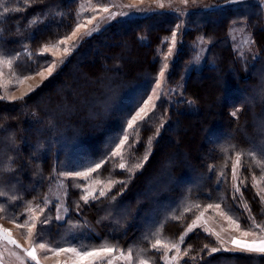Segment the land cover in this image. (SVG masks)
Returning a JSON list of instances; mask_svg holds the SVG:
<instances>
[{"label": "trees", "instance_id": "16d2710c", "mask_svg": "<svg viewBox=\"0 0 264 264\" xmlns=\"http://www.w3.org/2000/svg\"><path fill=\"white\" fill-rule=\"evenodd\" d=\"M78 2L0 0V58H12L32 75L48 67L53 56L43 49L74 29ZM240 23L250 33L243 58L229 35L230 27ZM174 31L180 50L169 60L165 96L129 128L163 68L162 42ZM199 39L206 46L205 59L200 67L189 68ZM13 81L20 82L14 75ZM172 87L179 92L171 93ZM237 154L240 193L232 178ZM261 161L264 11L258 4L195 8L186 16L157 11L105 24L32 93L0 99V177H15L0 185L7 194L0 201L18 197L13 207L23 201L36 206L47 198L56 173L87 171L99 162L91 178L113 183L111 190L85 204L80 193L87 182L68 178L66 186L82 187H66L67 223L59 226L53 220L51 239L61 245H119L117 252L132 247L133 264L136 257L165 264L166 242L180 245L178 264H264V255L225 250L202 228L179 240L193 220L217 203L242 227L252 217L264 222V202L254 184L264 181ZM0 216L11 222L6 214ZM156 233L160 252L151 249ZM212 247L218 251L211 252Z\"/></svg>", "mask_w": 264, "mask_h": 264}, {"label": "rangeland", "instance_id": "374dc122", "mask_svg": "<svg viewBox=\"0 0 264 264\" xmlns=\"http://www.w3.org/2000/svg\"><path fill=\"white\" fill-rule=\"evenodd\" d=\"M244 2L258 4L264 11V0H242V2L239 3H227V0H187V4L183 3L182 0H79L75 13L77 20L76 25L74 29L66 36L71 38L68 39L65 44H60L59 41L65 39L66 37L61 38L59 41L53 44L46 45L49 47V51H47V53L53 56V62L48 67L55 65L52 73L55 72L63 65V62L66 61L68 54L76 49L77 45H79L83 39L89 36V32L94 33L95 31H93V29H100L105 24L112 23L116 20H127L140 15H149L153 12L156 14L157 11L186 16L187 13L195 8L210 9L221 8L222 6L236 7L243 4ZM158 3H163L164 7H159ZM113 5H115V7H113ZM103 7H108L109 11L107 13L103 12ZM112 14H115V18L109 20V17L112 16ZM89 19L92 20L91 24L87 22ZM78 25H83V27H80V30L76 33V36L73 37L72 32L76 30ZM247 33H249V31L246 23H240L237 25L234 24L232 27H230L229 35L231 42L239 57L242 58L244 57L242 53L249 52L248 47L250 40L248 38L249 35L247 36ZM162 43L163 46L159 49V56L163 60V68L161 70L163 75L160 73L159 77L154 83L151 93L141 108H144L145 105H147V107L145 108V111L141 113L138 118H136L135 123L146 118L149 112L154 108L156 102L160 98H163L165 96V91H167L166 79L169 60L176 57V54L180 48L178 47L179 42L177 37L175 46H173L171 43V37L165 38ZM53 45L57 47H52ZM66 48L68 49L67 52H65ZM169 49H171V51H169ZM193 49L194 54L190 59L189 68L196 69L200 67L206 56V46L203 40H197V42L193 44ZM165 65H167V67H165ZM46 68L41 70L44 72L43 77L39 74H35L32 75L31 78H23L22 82L14 84L11 70L7 66H0V71L3 72V75L0 76V95L5 96V99L7 100H15L32 93L35 88L41 85V83L48 76H50ZM170 91L171 93L179 92L178 89L173 87L170 88ZM139 110L133 115L130 121L136 117V114L139 112ZM124 142L125 140H123V144ZM122 147L123 145L120 144L118 148H116L119 149V151L116 150V153H121ZM70 177L75 176H62L61 173L55 174V182L50 187L47 195V199L49 201L48 207L52 204H65L66 187H61V185H65L66 181ZM237 180H235L236 184ZM86 182L85 193H87V191L98 193L101 190L105 191V193H108L113 185L111 182L103 183L100 181H94L91 177H89L88 181ZM254 184L257 191L262 196H264V181L255 180ZM33 208L35 209V215L39 216V209L36 208V206H33ZM29 215H31V213H29ZM60 215L63 217L66 216L63 210H61ZM198 217L199 220L197 221L196 227L208 231L216 238L218 234L220 239L225 242L223 244L224 248L229 251H238L230 242L232 237H236L237 239L245 241H251L254 238H258L252 236H242L241 230L235 228V226L229 222V216L225 215L220 210V208H211L207 212L202 213V215L200 214ZM0 227L10 230L12 233V238L15 239L21 246L20 249H17L14 245H9L6 242L0 241V264H35V262L31 261L30 258L25 255L24 251L21 250H27L30 247V243L24 235L26 230L17 229L13 222L6 221L1 216ZM195 228L193 230H195ZM189 233L191 232L186 230L183 236ZM33 239H35V230L33 232ZM115 255L119 256V252L115 253ZM37 256L40 264H72L71 254L61 253V255L56 256L52 252H48L46 249L42 250L37 247ZM167 261L168 264L179 263L180 257L175 249H172L170 253L168 252ZM115 264H127V262L124 261L123 258H118L115 261Z\"/></svg>", "mask_w": 264, "mask_h": 264}, {"label": "snow or ice", "instance_id": "6c2138e0", "mask_svg": "<svg viewBox=\"0 0 264 264\" xmlns=\"http://www.w3.org/2000/svg\"><path fill=\"white\" fill-rule=\"evenodd\" d=\"M183 3L187 4V0H182ZM242 2V0H227V3H239ZM158 6L163 8V3H158ZM115 7V5H113ZM102 11L107 13L109 11L108 7H103ZM94 18V17H93ZM115 14H112V16L109 17V20L114 19ZM89 24L92 23V20L89 19L87 21ZM80 27H83V25H78L76 30L72 32V36H76V33L80 30ZM93 31H99V28L93 29ZM92 33L89 32L88 35H91ZM176 32L174 31L171 36V43L173 46H175L176 43ZM71 37H66L65 39H62L59 41L60 44H65L68 39ZM78 46V45H77ZM52 47H57L53 45ZM44 52L49 51V47L45 46L43 49ZM68 49H65V52H67ZM171 51V49H169ZM42 54V53H41ZM45 64L51 63L49 61L43 62ZM0 66H7L11 73L14 75L15 78H17L20 82H22L23 78H31L32 73L27 72L19 63H16L14 65V61L12 58H0ZM55 65H52L51 67H47L46 70L51 75ZM167 67V65H165ZM36 74H39L40 76H44V72L40 71ZM3 75V72L0 71V76ZM161 75H163V72H161ZM6 97L3 95H0V99H5ZM147 105H145L144 108H141L139 112L136 114V117H134L131 121L128 122V127L132 128L133 124L135 123L136 118H138L141 113L145 111V108ZM234 117H238V110L234 111L232 113ZM128 137L125 136L124 140H127ZM121 145H123V141L121 142ZM119 151V149H117ZM253 159H255L253 157ZM241 155L237 154L235 157V161L232 164V178L233 181L238 179L239 173L238 170L241 166ZM261 163H264V161H261ZM101 167V164L98 162L96 163L94 168H89L87 171H81L78 169H72L69 172L61 173L62 176H75L80 179H83L85 181H88L89 177H92V173L96 171V169H99ZM124 166L121 165V168ZM13 169L11 168H5L3 169L4 172H11ZM15 177H0V185L3 184H11L12 180H14ZM95 180V178H93ZM123 183V181H121ZM240 183H243V180H240ZM61 187H76L81 188L82 186L79 183L70 184V185H61ZM233 189L236 193H240L241 189L239 185L233 184ZM7 194L3 191H0V198L5 197ZM106 193L105 191L101 190L98 193L87 191L85 193L84 191H81L80 193V199L84 201L85 204L89 203V198L91 197L92 200L99 199L100 197H105ZM109 199H114L115 194L108 197ZM235 198V197H234ZM18 199V197H9L7 200L0 201V213L6 214V218L10 219L11 222H13L17 229H25L24 232L25 238L29 241L30 247L27 250L21 249L24 251L25 255L30 258L31 261L35 262V264H40L38 256H37V247L44 250L46 249L48 252H52L54 255L59 256L61 253L71 254V260L72 264H115V261L118 258H123L124 261L127 262V264H133L134 260V253L132 247H128L127 249L120 250L119 256H116L115 253H117V250L119 248V245H108V244H102L99 246H92L89 247L87 245H79L74 246L72 243H66V244H58L54 240L51 239V230L48 228L49 224L53 223V220L57 222H61L59 226H63L64 223H67V221L64 220V217L60 215L61 210L65 214L68 212V206L64 203L60 204H52L50 207L49 201L47 198L44 199V201L41 204H37L36 208L39 209L40 215H35V209L33 208L32 202L29 201H23L20 204H15L13 207L12 205L14 202ZM261 202H264V196H261ZM213 205H209V207H212ZM75 207L77 209L80 208V204L76 203ZM216 208H220V204L215 205ZM45 208H47V211H45ZM245 208L247 209V205H245ZM20 209H26V213L21 212ZM250 211V209H247ZM31 213V215H29ZM23 215L24 218L20 219L19 217ZM202 215V214H201ZM70 219V217H69ZM199 220V217L196 218V220H193L192 224L188 226L187 231L192 232L193 229L197 226V221ZM229 222L235 226V228L241 230V235L244 237L252 236V237H258L254 238L251 241H245L241 239H237L236 237L231 238V244L235 247L236 250L242 252V253H249V254H259L264 255V222H257L254 217L251 218L250 221H246L243 223V227L241 223L237 222L236 219H232L231 215H229ZM54 227L56 225H53ZM35 230V239H33V232ZM49 237V239L45 240V237ZM154 242H151V249L160 252L161 248V240L158 238L159 233L154 234ZM185 237L181 236L179 238L180 242H184ZM217 240L218 242L223 245L225 242L220 239L219 235L217 234ZM0 241L6 242L9 245H14L17 249H20L21 246L17 243L15 239L12 238V233L8 229H4L0 227ZM207 248L208 245H205ZM164 252L163 256L165 258V264H168L167 256L168 252L172 249H175L177 253L180 252V245L175 242H166L163 244ZM227 250V249H225ZM218 251L216 247L211 248V252L215 253ZM136 264H149V260L145 258H139L136 257Z\"/></svg>", "mask_w": 264, "mask_h": 264}]
</instances>
